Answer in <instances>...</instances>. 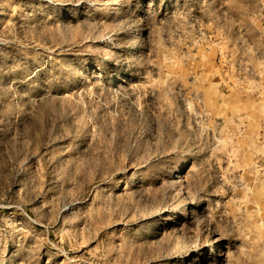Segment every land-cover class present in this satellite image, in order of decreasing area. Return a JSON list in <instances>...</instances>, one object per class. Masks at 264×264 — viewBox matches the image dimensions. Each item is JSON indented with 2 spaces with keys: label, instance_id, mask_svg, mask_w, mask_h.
I'll use <instances>...</instances> for the list:
<instances>
[{
  "label": "rangeland",
  "instance_id": "374dc122",
  "mask_svg": "<svg viewBox=\"0 0 264 264\" xmlns=\"http://www.w3.org/2000/svg\"><path fill=\"white\" fill-rule=\"evenodd\" d=\"M0 264H264V0H0Z\"/></svg>",
  "mask_w": 264,
  "mask_h": 264
}]
</instances>
